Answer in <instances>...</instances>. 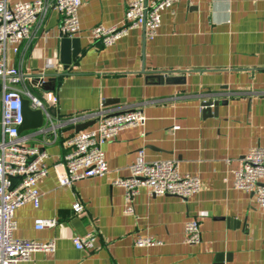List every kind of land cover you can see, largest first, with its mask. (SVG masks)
Masks as SVG:
<instances>
[{"label": "crops", "instance_id": "1", "mask_svg": "<svg viewBox=\"0 0 264 264\" xmlns=\"http://www.w3.org/2000/svg\"><path fill=\"white\" fill-rule=\"evenodd\" d=\"M130 1L82 0L80 33L72 37L81 51L65 71L62 16L56 9L18 53L12 45L7 50L8 64L26 77L57 75L54 91L34 86L33 80L27 85L35 94L54 93L57 103L46 108L56 122L126 109L147 118L144 126L126 128L104 145L105 176L71 187L60 186L54 165L64 162L68 138L95 121L66 124L56 134L40 128L22 133L30 136V144L46 149L48 175L37 185L39 207L28 202L16 209L14 236L53 240L56 251L33 253L19 264H264V208L256 195L232 185L248 150L264 147V0H180L161 13L153 39L138 27L113 45L94 42V27L124 25ZM159 72L181 81L148 77ZM1 99L0 81V122ZM207 101L219 104L204 111ZM141 149L147 161L175 160L183 175L199 177L200 192L182 199L155 196L141 187L134 212L127 213L125 191L114 181L131 175ZM78 202L82 212L73 210ZM39 218L58 224L38 230ZM192 219L200 223L197 244L185 242V225ZM85 235L94 236L93 250L76 248L74 238ZM139 237L158 243L138 247Z\"/></svg>", "mask_w": 264, "mask_h": 264}, {"label": "built area", "instance_id": "2", "mask_svg": "<svg viewBox=\"0 0 264 264\" xmlns=\"http://www.w3.org/2000/svg\"><path fill=\"white\" fill-rule=\"evenodd\" d=\"M180 0H133L127 5L123 26L104 27L98 25L91 30L94 42L110 46L127 35L130 29L143 27L145 37H156L161 26V13ZM82 0H36L9 4L0 0V81L2 85V111L0 141V264H19L29 261L36 252L56 251V242H39L18 239L14 236L17 208L28 202L40 205L38 182L48 175L46 160L48 153L42 146L29 143L30 136L19 132L23 123V100L29 99L32 109H42L45 114L41 133L54 134L66 124L77 125L90 120L95 126L72 134L67 140L68 152L64 162L54 165L60 186L71 187L76 181L103 177L109 171L104 145L115 140L121 131L129 127L144 126L146 116L140 110L126 109L115 112H92L69 118L68 121H55L46 104L57 103L53 92L35 94L28 88V81L18 67L11 66L7 60L9 46L19 45L30 40L33 29L41 26L47 19L50 9H56L62 16L61 34L75 37L80 33L79 9ZM41 76V75H40ZM42 77L44 83L46 77ZM34 87V86H33ZM264 147L256 146L248 150L234 171L233 187L256 195L258 204L264 208ZM114 185L125 191L127 213L134 212V199L141 187H146L155 196L173 195L182 199L197 194L201 190V180L197 176L183 175L175 160L147 161L145 150L138 151L136 161L131 167V175L119 178ZM75 212H82L81 203L73 205ZM57 219L39 218L35 221L38 230L52 228ZM185 242L197 244L201 241L200 223L197 219L185 225ZM78 249L93 250L94 236L75 237ZM158 241L152 237H139L138 247H149Z\"/></svg>", "mask_w": 264, "mask_h": 264}, {"label": "water", "instance_id": "3", "mask_svg": "<svg viewBox=\"0 0 264 264\" xmlns=\"http://www.w3.org/2000/svg\"><path fill=\"white\" fill-rule=\"evenodd\" d=\"M73 46V51L70 53L69 49ZM81 51L80 41L77 38L64 37L62 40V71L68 69V66L73 62V60L79 55ZM151 79H156L159 83L163 82H180L181 77L169 76L166 77L163 73H152L148 76ZM56 80L57 75L50 76L42 82V77L36 76L32 83L34 86L44 89L46 91L56 90ZM219 103H213L212 101H207L203 103L204 111H210L212 105H218ZM45 114L42 109H32L30 107L29 99L23 100V123L20 126L19 132L23 133L30 130H37L44 125ZM85 125L78 128L81 130Z\"/></svg>", "mask_w": 264, "mask_h": 264}]
</instances>
